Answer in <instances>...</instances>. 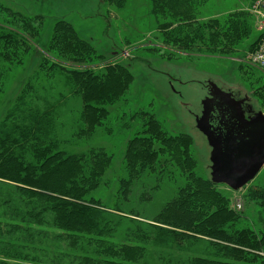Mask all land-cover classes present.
Segmentation results:
<instances>
[{
  "label": "trees",
  "instance_id": "16d2710c",
  "mask_svg": "<svg viewBox=\"0 0 264 264\" xmlns=\"http://www.w3.org/2000/svg\"><path fill=\"white\" fill-rule=\"evenodd\" d=\"M207 1L149 0L162 44L234 56L253 18L242 9L202 18ZM42 23L0 1V264H264V229L197 173L192 137L169 132L150 106L131 109L130 70L70 22L54 21L36 66L5 93ZM263 86L253 87L262 105ZM118 132L116 187L103 199L95 191L111 184L113 154L96 140ZM244 197L264 198V188Z\"/></svg>",
  "mask_w": 264,
  "mask_h": 264
},
{
  "label": "rangeland",
  "instance_id": "374dc122",
  "mask_svg": "<svg viewBox=\"0 0 264 264\" xmlns=\"http://www.w3.org/2000/svg\"><path fill=\"white\" fill-rule=\"evenodd\" d=\"M0 1L23 14L43 16L40 37L37 38L36 45L24 55L22 63L13 67L9 74L5 87V93L9 97L15 94L22 80L38 63L42 52L41 46L46 43L54 21L65 19L74 26L79 36L90 41L103 54L102 56L116 58L115 62L125 65L130 70L133 75L128 94L131 109L133 105L150 106L169 132L185 133L192 137L196 171L205 178H210L211 148L206 137L196 127L195 121L196 116L202 111V101L207 93L205 82L211 80L223 89H231L240 97L247 93L251 99L246 105L247 112L257 109L264 112V105L253 92V87L264 84V69L250 62L251 52L248 51L250 43L260 35V31L256 29L257 17L251 11L253 0H208L201 6L202 18L218 17L239 9L248 11L253 18L251 36L235 50L234 56L225 57L204 55L198 51L185 55L163 45L149 0H126L122 8L112 6L107 0ZM160 48H166L173 54L168 55V51ZM260 89L264 92V86ZM2 109L3 105L0 103V113ZM125 140L123 133L120 132L110 138L102 136L96 140L113 154L114 169L107 172V176L112 178L111 184L101 185L95 191L103 199H108L116 187L115 174L119 171ZM255 185L264 188V166L240 191L234 192L224 184H217V187L230 196L233 208L243 211L249 218L245 219L246 222L254 224L258 230H263L264 198L249 202L244 197L247 188ZM154 200L159 204L162 197L158 194ZM236 200L238 202H235ZM236 203H240L242 207H237Z\"/></svg>",
  "mask_w": 264,
  "mask_h": 264
},
{
  "label": "water",
  "instance_id": "95a60500",
  "mask_svg": "<svg viewBox=\"0 0 264 264\" xmlns=\"http://www.w3.org/2000/svg\"><path fill=\"white\" fill-rule=\"evenodd\" d=\"M205 87L202 111L195 121L211 148L208 179L238 191L264 166V112L257 109L245 116L244 103L251 100L248 94L235 98L230 89L211 80Z\"/></svg>",
  "mask_w": 264,
  "mask_h": 264
},
{
  "label": "built area",
  "instance_id": "2783aa9c",
  "mask_svg": "<svg viewBox=\"0 0 264 264\" xmlns=\"http://www.w3.org/2000/svg\"><path fill=\"white\" fill-rule=\"evenodd\" d=\"M251 11L257 17L256 29L260 31V42L255 51L249 54V60L257 67L264 69V0H253L251 5ZM235 202H238L236 200ZM237 207H240V203H236Z\"/></svg>",
  "mask_w": 264,
  "mask_h": 264
},
{
  "label": "flooded vegetation",
  "instance_id": "af4514ba",
  "mask_svg": "<svg viewBox=\"0 0 264 264\" xmlns=\"http://www.w3.org/2000/svg\"><path fill=\"white\" fill-rule=\"evenodd\" d=\"M224 90H225V89H224ZM226 90H227V89H226ZM229 91H231V92L233 93V95H234L235 98H241V97L238 96L235 92H233L231 89H230ZM246 94H247V93H246ZM243 96H245V94H244ZM244 106L246 107V102L244 103ZM246 108H247V107H246ZM246 111H247V110H246ZM246 111H245V116H248V113H250V112L247 113ZM253 111H254V110H253ZM253 111H251V113H253ZM215 120H216V122L218 123V119L215 118Z\"/></svg>",
  "mask_w": 264,
  "mask_h": 264
}]
</instances>
